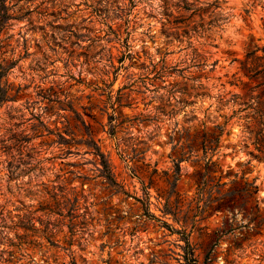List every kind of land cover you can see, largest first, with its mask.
<instances>
[{
	"label": "rangeland",
	"instance_id": "obj_1",
	"mask_svg": "<svg viewBox=\"0 0 264 264\" xmlns=\"http://www.w3.org/2000/svg\"><path fill=\"white\" fill-rule=\"evenodd\" d=\"M174 1L0 0L1 58L13 96L0 103V250L12 248L25 215L36 227L28 231L36 243L14 247L9 264L72 257L76 264H192L182 257V228L200 264L208 251L205 264H264V159L249 153L255 133L246 106L263 77L249 78L241 66L247 54L253 65L263 52L264 0H220L203 28L178 37L166 31L164 12ZM75 112L90 123L122 189L99 175V155L87 143L58 142L55 131ZM216 123L224 126L216 149L204 153L195 141L189 152L185 134L217 133ZM174 172L175 214L162 211ZM205 172L225 182L224 191L236 190L234 203L214 208L197 185ZM140 178L156 217L136 198L144 196ZM253 179L257 189L247 193ZM50 191L77 195L75 216L63 206L41 208Z\"/></svg>",
	"mask_w": 264,
	"mask_h": 264
},
{
	"label": "trees",
	"instance_id": "obj_2",
	"mask_svg": "<svg viewBox=\"0 0 264 264\" xmlns=\"http://www.w3.org/2000/svg\"><path fill=\"white\" fill-rule=\"evenodd\" d=\"M220 0H212V1H204V0H175L172 4L174 5V9L167 10L164 13L166 14L165 22L169 23L167 27V34L168 35H174L176 37L182 35H188V33L191 30H197L198 27L203 28V21L205 18V14L209 12L211 14L213 12V8L210 9V7H215L218 5ZM6 18V15L4 13L0 14V21L4 22ZM207 22H212V18L207 20ZM1 48V44H0ZM257 49V48H256ZM253 52H255V50ZM126 52H123L125 55H129L130 52L128 49L125 50ZM262 53L258 55H254V58L256 59V62L254 61L253 65H248V57L249 54L246 55V58L244 60H241V66L245 69V74L250 78L252 76L258 77L262 76L263 79L261 81H258L255 85L251 86V90H254L255 87L258 88V91L251 95L250 97L253 98V102H248L246 104L247 107L251 108V112H249L250 116V123L248 126L251 128L252 131H254L255 136L253 143L255 145L256 152L253 150H250L249 153L252 154L254 157L258 159H264V46L262 48ZM155 67V66H154ZM8 70V65L3 63V59L1 58V50H0V103L12 98L13 96L9 92V83L4 77L6 76ZM157 73L161 74L163 71V66H161L159 69H156ZM4 79V80H3ZM244 84H246V81H241ZM109 84H112L109 82ZM108 84V85H109ZM235 96H239L238 94H235ZM245 107V106H244ZM81 123V125L84 127L82 130L79 125L78 121ZM65 124L63 129H59L55 131L57 135V140L60 143H69L70 141H80L85 142L89 146H91L96 154L99 155L100 160V166L98 167L99 175L103 177V179L111 185L113 188L120 190L122 189V183L118 181L116 174L113 170L112 163L109 159V157L101 150L100 144L98 143V139L95 138L94 132L91 128L90 123H86L85 119L81 117L80 114L75 112L74 116H65ZM218 128V132L214 133L208 130H202L201 133H198L196 131L185 134V146L188 147L189 152L193 150V146L196 145L198 148H200L204 153L207 152L208 149L210 151H213L216 149V146L220 142V135L222 134L223 130V124L216 123L214 124ZM75 129H80L81 136L79 138H75L73 135L75 134ZM208 162L211 164L215 163V160H212L211 157L208 158ZM174 170L179 171L180 165L179 161H174ZM164 173H167L166 171H163ZM154 173H157V168L153 167L152 171L148 174H145L148 177V183L151 184L154 180ZM173 176L172 179H168L169 188L165 190V199L163 202V212H171L175 214L176 208H178V197H175L173 201L169 199L170 195L175 192L173 185H174V179H175V172L171 174ZM214 178V177H213ZM142 182V189H143V197H136L138 200L142 202V205L145 207V211L148 215L156 217L150 210H149V190L147 186L148 184L145 183L143 178H140ZM212 178L209 172L203 173V176L199 178L197 181V185L199 188L203 187L208 192V199L209 201H215L214 208L219 209L218 205H227L229 203H234L235 199V193L236 190L234 189H228L224 191L220 185H223L225 182H219V179L212 182ZM245 191L247 193L253 192L257 189V184L255 183V180L245 181ZM50 199H46L44 204L41 206V208H49V210L54 211L52 207H59L63 206L67 208V214L72 217L75 216L74 210L76 208V202H77V195H67L64 192H56V191H50L49 192ZM160 196V195H159ZM62 197V199H61ZM52 201V202H51ZM61 214V212H59ZM26 220H19L15 223V228L21 227V232H15L14 236L12 238H9L8 245L12 248H2L0 250V264H9L11 262V258L14 256V247L17 249H22V244L24 243H30L34 244L36 243V239L31 238V234L36 231V227L34 226V222H32L28 218L29 216H24ZM158 219V218H157ZM163 223L169 225L165 220H161ZM259 220H256V224H258ZM54 225V222L52 223ZM70 234H73V229L71 226L75 225V222H70ZM31 232H28V231ZM177 232L181 233V237L184 240V244L182 245L183 252L182 257L185 261L192 263V264H200L198 255L195 253V248L191 245L188 233L185 231V229H177ZM223 232V231H222ZM68 244L72 243V238L68 239ZM217 243V239L215 238V241L211 245V248L209 250L213 249V245ZM208 252L205 253L204 258L202 260V263L205 264L208 260L211 258L208 256ZM69 264H76L75 258H71Z\"/></svg>",
	"mask_w": 264,
	"mask_h": 264
}]
</instances>
